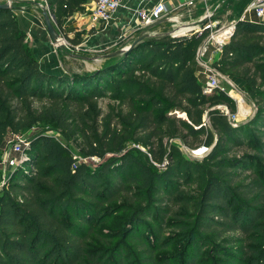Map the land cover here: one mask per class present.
Returning a JSON list of instances; mask_svg holds the SVG:
<instances>
[{
	"label": "trees",
	"instance_id": "obj_1",
	"mask_svg": "<svg viewBox=\"0 0 264 264\" xmlns=\"http://www.w3.org/2000/svg\"><path fill=\"white\" fill-rule=\"evenodd\" d=\"M88 1L46 0L62 31ZM208 34L161 33L93 71L46 70L13 9L0 8V145L10 130L54 122L80 135L88 156L115 153L93 166L60 139L35 134L0 192V264H264V23L239 20L213 60L241 77L255 101L245 123L213 108L235 113L228 93H203L197 53ZM81 35L67 38L77 46ZM102 98L124 109L120 128L105 119L100 133L79 109ZM35 100L50 105L37 110ZM88 112L100 114L96 105ZM177 134L211 150L188 158L163 140ZM129 141L148 147L154 161L124 151ZM126 195L131 202L109 206ZM121 212V231H99Z\"/></svg>",
	"mask_w": 264,
	"mask_h": 264
},
{
	"label": "rangeland",
	"instance_id": "obj_2",
	"mask_svg": "<svg viewBox=\"0 0 264 264\" xmlns=\"http://www.w3.org/2000/svg\"><path fill=\"white\" fill-rule=\"evenodd\" d=\"M36 3H38V5H28L25 7H29L31 8V12L33 14H35L40 20L41 23L43 24L44 27V31H46L47 33V29L46 26L44 24V17H43V13H42V8L40 6V4H44L47 6V2L46 0H33ZM250 2L251 0H220V5L222 4V6L217 10H214V12L210 15H212V17L210 16L207 20V23L204 24L202 28H204L208 23H210L211 20H213L212 27L209 28V34L206 36V38L208 36H210L212 33H215L218 35L219 30L221 28V24L219 23L221 19L225 20L227 17L228 18H232V16H237L239 13L243 15V8L247 5V2ZM216 1H214L213 3H215ZM13 8H15L16 4L12 5ZM20 6V5H19ZM21 8V9H25ZM218 7V6H217ZM215 7V8H217ZM214 8V9H215ZM48 10L50 11V7H48ZM207 12L213 11L211 9H206ZM228 12L231 15H226ZM55 24L56 21L53 18ZM235 21V20H234ZM219 23V24H218ZM233 24V22L231 20L227 21L224 28L231 26ZM57 25V24H56ZM58 27V26H57ZM223 28V29H224ZM58 30L64 34V36L66 37V42H65V47L63 50H59L56 45H54L53 43H51V47L53 49V52L58 55L57 58L60 62L63 63V67L64 69H66V71H93L96 70L98 67L101 66V64L103 63V60H99V61H95V60H84L81 58H74L72 57L70 54H75V55H80L83 57H88V58H94V57H99V56H104L106 54H108L110 51H115L116 49H119L122 44H124V41H121L120 43H116V44H107L103 47H100L98 45H92L89 41L88 43H83L81 42L79 45L74 46L70 43V41L67 38V35L65 34L64 31H62L59 27ZM199 30V29H198ZM187 34H192V33H197L196 30L193 28L192 30L186 32ZM75 35V34H74ZM139 35V34H138ZM138 35L134 36L137 37ZM82 38L84 39L86 37V35L84 34L81 35ZM50 37V36H49ZM72 37H74L72 35ZM51 41V37L49 38ZM83 41V40H82ZM52 42V41H51ZM29 47L32 48L33 52L36 51L35 47L32 46L31 41H29ZM218 46V40H216L215 38H212L210 40V42L208 43V49L215 52L216 47ZM122 48V47H121ZM36 54H39V49L37 50ZM213 58H215V54L212 56ZM202 62H208V60L210 58H206V56H202L200 57ZM43 62V65L45 64L44 62L46 61V57L45 56H40V58ZM211 62V61H210ZM222 73V72H221ZM206 75L201 76L202 79H204L203 81L206 80ZM220 86L221 89H223V91H225L226 93H228L230 96L231 95H235V93H240L242 94V96L244 97L245 102L250 106L251 111H246V112H242L241 111V105H240V99L239 102L237 100V110L235 111L236 115H237V119L239 123H245L248 122L249 120H251L256 111H257V106L255 101L250 98L245 85H244V81L242 80L241 77H239L238 75L235 74H226V73H222V77H221V82H220ZM232 97V96H231ZM50 105V102L47 100H35V102H33V106L37 109V110H41L44 106H48ZM95 105L98 107V110L100 111V114L94 115V114H90L88 112V109H90V107H95ZM219 105V104H218ZM76 108V106H75ZM123 106H120L117 102L113 101L110 98H102L99 99L97 101V103H95L92 106L89 105H85L83 106L82 110L79 109V113L82 111V113H88V116L85 118L87 120V123L89 125H91L92 127H94L97 130L98 127V132L102 133L104 131L103 129V125H105V122H103L105 119H108L111 121V127L113 128H117L120 126H118V120L121 114ZM230 109V108H229ZM81 113V115H82ZM181 113H177V115H180ZM182 115V114H181ZM208 114H206L205 118L207 119ZM82 121V116L79 119V122ZM37 133H48L58 139H60L61 141H63V143L68 144L71 149L73 150L75 156L78 158V160L80 162H87L90 165L93 166H97L105 161H107L108 159L112 158L113 156H115V153H108L104 158H101L99 156H88L84 150H83V140L81 138L80 135L77 136H68L65 135L61 129H59L54 122H39L35 125H33L32 127H29L27 129H25L22 132H14L13 130H10L8 132V135L6 136L4 142L0 145V161L3 162L5 157H9V156H14V157H19L17 154L14 153L12 146L15 143V141L17 140V135H22L24 138L26 139H33V136ZM182 134V133H180ZM163 140L164 142L168 145V144H175L177 145V147H179L182 151V153L184 154V156L191 158V159H199L202 160L203 157L211 150V148H209V150L206 152H204V145L203 144H198V142L194 141L193 139L189 138V140H185L182 135H175V136H163ZM187 141V142H186ZM195 142V143H193ZM190 143V144H189ZM156 146V145H155ZM155 148V147H154ZM126 152H135L137 155H139L140 157H143V159L150 157V160H153L150 152H149V148L145 147L143 145L137 144L135 142H128L125 150ZM242 150L239 149H235L234 152H239ZM154 161V160H153ZM157 166L162 167L163 165H160L156 162ZM5 170H3V165L1 166L0 169V178L3 174ZM183 188L186 189L187 193H191V191H194L197 189V184H190V185H186ZM1 192V191H0ZM132 199L129 196H124L123 198L117 199L116 201L113 202V204L109 205V206H113L115 203H124V202H131ZM108 205V204H107ZM177 208V206H176ZM127 213L126 212H121V213H117V214H111L109 215V219L108 221H106L104 224H102L99 228V231H104L106 233H116L118 231H121L122 226H123V221L124 219L127 217ZM165 234L168 236L170 235V230H166ZM177 246H174V248H172V251L176 250ZM168 251V250H167ZM167 251H163V252H167Z\"/></svg>",
	"mask_w": 264,
	"mask_h": 264
},
{
	"label": "crops",
	"instance_id": "obj_3",
	"mask_svg": "<svg viewBox=\"0 0 264 264\" xmlns=\"http://www.w3.org/2000/svg\"><path fill=\"white\" fill-rule=\"evenodd\" d=\"M0 1H10L12 2V5L16 4L15 8L12 9L14 11V14L18 17L21 28L27 33V42L29 43V41H31L32 46L35 47L36 51L34 53L38 59L40 58V56L46 57V61L44 62L45 64L43 65L44 68L46 70H55L56 68H62L63 63L58 60V55L53 52V49L51 47V43L53 42H51L52 40L50 41L49 39L50 35L48 31L47 33L46 31H44V27L41 23V20L31 12V8L25 7L30 4L32 6L38 5V3L33 0ZM160 1H164L169 8L173 9V15L178 18L177 21H173L169 20L166 17V19L159 22L154 28H151V30H149L150 32L158 30L162 34H169L170 31L175 30L178 27H180L177 31L178 33H186L194 28L193 24L195 22L203 19L206 14L209 13L206 9L213 10L211 11L212 14L214 10H218L222 6V4H219L220 0H194L193 5H184L181 8H178V6L182 4V2L187 0H124L122 6L118 9V11L114 14L112 19L106 26L93 27L90 21V12L95 5V0H89L86 3L85 12H77L64 20L63 31L67 36L70 37H72V35L74 36V34L76 33H82L83 36L85 34L86 37L83 39V43H88L89 41L92 45H98L100 47H103L107 44H116L120 43L121 41H124L125 46L132 38H134V36L143 33L142 30L139 31L137 29H133L134 27H136L137 24V19H134V22H132L133 10L138 7L150 9L152 6H154ZM214 1L216 2L213 3ZM24 7L25 9H21ZM245 7L242 9L243 12ZM226 13L227 14L224 16L227 17L229 13ZM242 16V13H239L236 17L232 16V18L227 17L225 20L221 19L219 22L221 24L220 32L224 28L227 21L231 20L232 22H234V20H238ZM211 23H213V20H211ZM93 28L95 29V31L91 33V30ZM195 30L197 31L198 29L195 28ZM38 49L39 54H36ZM218 52L219 51L217 50V52L214 53L213 51L208 49L205 53V56L206 58H211L215 54L216 57ZM39 60L43 64L42 60ZM63 69L64 68H62V70ZM198 70L199 75H206L205 70L201 65H199Z\"/></svg>",
	"mask_w": 264,
	"mask_h": 264
},
{
	"label": "built area",
	"instance_id": "obj_4",
	"mask_svg": "<svg viewBox=\"0 0 264 264\" xmlns=\"http://www.w3.org/2000/svg\"><path fill=\"white\" fill-rule=\"evenodd\" d=\"M1 2V1H0ZM124 0H95V5L93 9L90 12V21L93 27H100V26H106L109 21L112 19L114 14L118 11V9L122 6ZM12 4V2H10ZM194 0H187L182 2L178 6V8L183 7L184 5H193ZM210 12L206 14V17L210 16ZM132 22H134V19H137L136 27L133 29L142 30L143 33L150 32L151 28H154L159 22L166 19V17L169 20L177 21V17L173 15V9L169 8L168 5L164 1H160L156 3L154 6H152L150 9H146L144 7L136 8L133 10L132 15ZM243 17H253L260 20L264 19V0H251L247 6L244 9ZM55 19V18H54ZM236 23L237 20L233 22L231 27L225 31L226 33L221 37L220 40H218V46L215 50V52L220 51L223 45L228 43V40H231L232 35L234 34L236 30ZM206 24V23H205ZM200 27H194L199 29L196 32L200 33L204 29L211 28L212 24L211 21L208 23L204 28L201 29ZM180 27H178L177 30ZM136 31V30H134ZM220 32V30H219ZM153 35H159L161 34L158 30H154L152 32ZM178 34V33H177ZM184 35H187L185 33ZM215 33H212L210 36L204 39L203 43L200 45L197 53V62L199 65L203 67L206 74V80L203 84V93L207 96L213 95L217 91H220L221 89L220 82L222 73L221 71L216 68L213 65L214 58L211 57L208 62H202L200 57L204 56L206 51L208 50V43L212 38H214ZM175 36H181V35H175ZM214 52V53H215ZM211 61V62H210ZM232 98L237 102H239V99L237 96H241L243 99L244 97L240 93H235V95H231ZM213 108H219L221 109L226 115H228L229 119L234 123V121L237 119L236 113H232L226 104H219L214 106ZM206 119V118H205ZM206 121H209V117H207ZM17 140L12 146V149L15 154H17L19 157L9 156L5 157L4 161H0V169L3 165V170H5L0 178V191L3 190L4 186L6 185V181L10 178L13 169L21 162V160L24 157V150L29 145L30 139L24 138L22 135H17ZM204 152L209 150V147H203Z\"/></svg>",
	"mask_w": 264,
	"mask_h": 264
},
{
	"label": "water",
	"instance_id": "obj_5",
	"mask_svg": "<svg viewBox=\"0 0 264 264\" xmlns=\"http://www.w3.org/2000/svg\"><path fill=\"white\" fill-rule=\"evenodd\" d=\"M41 8H42V13H43V17H44V22H45V25H46V28H47V31L51 37V40L53 42L54 45H56V47L59 49V50H63L64 47H65V42H66V37L64 36L63 33H61L59 30H58V27L57 25L55 24L53 18H54V14L48 10V7L49 5H44V4H40ZM0 8H3V9H10V8H13L12 4L10 3V1H7V2H0ZM212 17V15H210ZM209 16V17H210ZM209 17H204L203 19L195 22L193 25L194 27H200V26H203L205 23H207V20ZM239 20H251V21H256V22H263L264 23V19L263 20H260V19H257V18H251V17H241L240 19L237 20V23ZM237 23H236V27H237ZM177 30H172L169 32V34H172V35H184V34H180L178 33ZM196 34V33H195ZM153 34L148 32V33H142L140 35H138L137 37H134L132 38L123 48L121 49H118L114 52H111V53H108L104 56H99V57H94V58H88V57H83V56H80V55H75V54H70L72 57L74 58H81V59H84V60H103V63L104 61L106 60V58L108 57H111L113 55H116V54H120V53H125L127 51H129L130 49H132L134 46H136L137 44H139L140 42L144 41L146 38L152 36ZM230 40H228L229 42ZM102 63V64H103ZM101 64V65H102ZM56 69H61L62 68H56ZM60 70V71H61ZM65 72H66V69H63ZM238 119H236L234 121V124H238L239 122H237Z\"/></svg>",
	"mask_w": 264,
	"mask_h": 264
},
{
	"label": "bare ground",
	"instance_id": "obj_6",
	"mask_svg": "<svg viewBox=\"0 0 264 264\" xmlns=\"http://www.w3.org/2000/svg\"><path fill=\"white\" fill-rule=\"evenodd\" d=\"M230 27L231 26H228V27L222 29L221 32L218 33V35L217 34L214 35V38L216 40H220L221 37L226 33L225 31H227ZM180 34H185V33H180ZM238 97L240 99L241 111L242 112L251 111L250 106L245 102V100L241 96H238Z\"/></svg>",
	"mask_w": 264,
	"mask_h": 264
}]
</instances>
